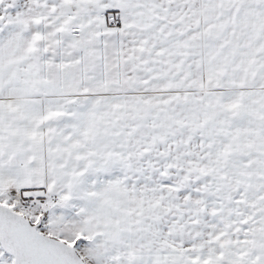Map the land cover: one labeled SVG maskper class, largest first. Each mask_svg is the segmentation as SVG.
Instances as JSON below:
<instances>
[{
	"label": "snow or ice",
	"instance_id": "1",
	"mask_svg": "<svg viewBox=\"0 0 264 264\" xmlns=\"http://www.w3.org/2000/svg\"><path fill=\"white\" fill-rule=\"evenodd\" d=\"M0 264H264V0H0Z\"/></svg>",
	"mask_w": 264,
	"mask_h": 264
}]
</instances>
